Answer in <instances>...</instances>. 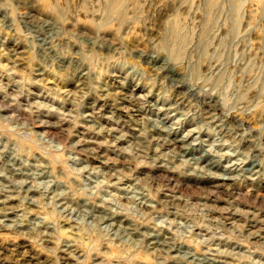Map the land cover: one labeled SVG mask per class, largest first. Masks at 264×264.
I'll list each match as a JSON object with an SVG mask.
<instances>
[{
  "label": "rangeland",
  "instance_id": "374dc122",
  "mask_svg": "<svg viewBox=\"0 0 264 264\" xmlns=\"http://www.w3.org/2000/svg\"><path fill=\"white\" fill-rule=\"evenodd\" d=\"M0 264H264V0H0Z\"/></svg>",
  "mask_w": 264,
  "mask_h": 264
}]
</instances>
